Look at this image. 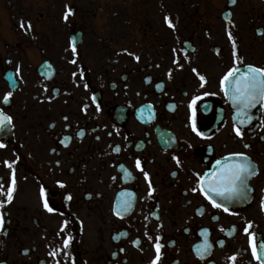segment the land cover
<instances>
[{
  "label": "flooded vegetation",
  "instance_id": "flooded-vegetation-1",
  "mask_svg": "<svg viewBox=\"0 0 264 264\" xmlns=\"http://www.w3.org/2000/svg\"><path fill=\"white\" fill-rule=\"evenodd\" d=\"M249 65L264 68V0H0V264H153L157 243L156 264H259L264 103L242 115L221 84ZM237 153L256 174L210 193L225 212L202 178Z\"/></svg>",
  "mask_w": 264,
  "mask_h": 264
},
{
  "label": "snow or ice",
  "instance_id": "snow-or-ice-1",
  "mask_svg": "<svg viewBox=\"0 0 264 264\" xmlns=\"http://www.w3.org/2000/svg\"><path fill=\"white\" fill-rule=\"evenodd\" d=\"M235 3V0H233ZM73 10L68 8V11L65 15V20L68 19V15L72 14ZM168 23L172 26V22L168 19ZM23 22H21V27H23ZM31 28V24L28 25ZM231 36V33H229ZM233 45L235 47V40H233ZM73 50H75V41H73ZM139 57H137V60ZM75 63V61H73ZM200 80L203 83H207L205 77L200 76ZM222 88L224 95L228 97L234 106L240 109V113L242 115H247L246 110L255 106L256 104L264 103V68H257L254 66L249 65L245 71H242L239 67H233L230 69L225 76L223 77L222 81ZM203 86V84L201 85ZM12 93L9 92L4 99V103L7 104L9 102V98L11 97ZM95 99V97H93ZM200 97H196L192 102V127L193 130L197 132V135L203 136L204 134L196 128V113H195V104L196 101L199 100ZM238 123L243 124L245 123L244 120L239 119L237 117ZM12 121V117L0 111V128H3L5 124H9ZM235 132L237 135L242 136L243 133L239 127L235 128ZM0 147H4L3 144H0ZM116 151H119L117 148ZM177 163H180L179 159L177 158ZM218 165V174L211 173L207 176L202 178L201 190L207 196L213 205L217 208H223L225 212H228L229 209L224 206L223 204H218L214 199H212L210 193H215L216 195L221 196L223 199H233L237 198L244 194L246 188V181L249 177L256 174L255 166L251 162V160L246 157L243 153L233 154L232 156L226 157L223 161H217ZM9 167H13L11 163L8 164ZM137 167L141 168V162L137 160ZM141 171L143 169L141 168ZM145 176L147 177L148 174L145 172ZM16 181H15V169L13 168V181L12 186L9 191L6 193L7 202L10 203L13 199V191L15 189ZM4 189L0 186V193H3ZM41 195L43 197L44 207L49 212L55 211L50 205L48 200L47 193L41 189ZM69 200L72 199L71 196L68 197ZM5 201L0 200V208H3ZM130 203L125 202L122 207L124 211H127L130 208ZM116 215L118 217L123 218L121 210L118 208L116 209ZM67 223V222H65ZM4 226V219L3 213L0 212V230L3 229ZM248 228H251V225H248ZM247 232V228L245 229ZM254 238V234H250ZM71 237L65 241L64 248H68L71 242ZM162 246L157 243V256L156 260L153 261V264L160 259V248ZM204 251L210 247V245H203ZM197 251L200 252V248H197ZM53 256H56V252L50 253ZM253 254L256 256V259L259 261V264H264V255H260L257 253L256 245L253 244ZM236 256L230 257V260L233 261L235 264ZM59 264V262H58ZM74 264V261H73Z\"/></svg>",
  "mask_w": 264,
  "mask_h": 264
}]
</instances>
